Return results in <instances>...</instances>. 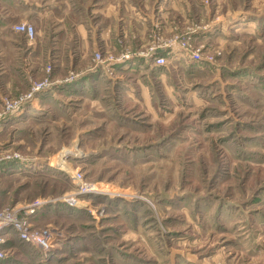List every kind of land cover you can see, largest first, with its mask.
<instances>
[{"label":"rangeland","instance_id":"1","mask_svg":"<svg viewBox=\"0 0 264 264\" xmlns=\"http://www.w3.org/2000/svg\"><path fill=\"white\" fill-rule=\"evenodd\" d=\"M161 4L165 28L143 45L123 31L3 96L0 211L51 230L53 247L8 226L0 264H264V0L147 6Z\"/></svg>","mask_w":264,"mask_h":264},{"label":"crops","instance_id":"2","mask_svg":"<svg viewBox=\"0 0 264 264\" xmlns=\"http://www.w3.org/2000/svg\"><path fill=\"white\" fill-rule=\"evenodd\" d=\"M147 4L148 0L143 4L134 0H0V109L4 95L26 90L25 76L39 75L46 64L54 65L55 75H64L84 66L94 50L113 48L123 31L133 47L143 45L154 23L166 25L169 14L164 4L154 5L151 11ZM20 21L38 30L33 45L26 34L13 31ZM144 62L146 71L154 70L146 59ZM94 75L61 86L60 96L78 95L79 87L88 85ZM37 105L33 102L21 112L24 120L32 118Z\"/></svg>","mask_w":264,"mask_h":264},{"label":"built area","instance_id":"3","mask_svg":"<svg viewBox=\"0 0 264 264\" xmlns=\"http://www.w3.org/2000/svg\"><path fill=\"white\" fill-rule=\"evenodd\" d=\"M16 30L26 34L29 39H33L36 33L34 26L27 23H21L17 25ZM158 63H165V58L158 59ZM34 211L35 208H32L30 213H34ZM26 221L28 220L19 221L16 217L8 216L0 211V256L3 255V249L1 247L4 241L1 231L8 226L11 227L12 231L19 234L22 239L30 241L33 245L39 247L40 249L44 251H49L52 249L53 233L51 230L43 229L39 232H34L29 229V224Z\"/></svg>","mask_w":264,"mask_h":264},{"label":"bare ground","instance_id":"4","mask_svg":"<svg viewBox=\"0 0 264 264\" xmlns=\"http://www.w3.org/2000/svg\"><path fill=\"white\" fill-rule=\"evenodd\" d=\"M59 169L60 170H66L67 168L66 167H63L62 165H64V163H61V162H59ZM67 171V170H66ZM81 186V185H80ZM87 187V186H86ZM83 188V187H82ZM88 190H90V191H97L98 189L97 188H95L94 186H90L89 188H88ZM102 191H105V192H107V190H104V189H101ZM99 191V190H98ZM108 194V193H107Z\"/></svg>","mask_w":264,"mask_h":264}]
</instances>
